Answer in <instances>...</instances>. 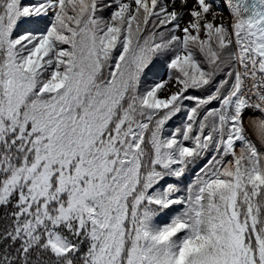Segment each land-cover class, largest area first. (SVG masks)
<instances>
[{
  "label": "snow or ice",
  "instance_id": "snow-or-ice-1",
  "mask_svg": "<svg viewBox=\"0 0 264 264\" xmlns=\"http://www.w3.org/2000/svg\"><path fill=\"white\" fill-rule=\"evenodd\" d=\"M0 264H264V0H0Z\"/></svg>",
  "mask_w": 264,
  "mask_h": 264
}]
</instances>
